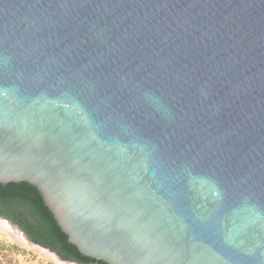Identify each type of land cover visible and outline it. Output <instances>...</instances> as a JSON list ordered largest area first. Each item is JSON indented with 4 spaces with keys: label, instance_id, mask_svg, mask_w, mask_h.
<instances>
[{
    "label": "water",
    "instance_id": "water-1",
    "mask_svg": "<svg viewBox=\"0 0 264 264\" xmlns=\"http://www.w3.org/2000/svg\"><path fill=\"white\" fill-rule=\"evenodd\" d=\"M23 181L107 264H264V0H0Z\"/></svg>",
    "mask_w": 264,
    "mask_h": 264
},
{
    "label": "trees",
    "instance_id": "trees-1",
    "mask_svg": "<svg viewBox=\"0 0 264 264\" xmlns=\"http://www.w3.org/2000/svg\"><path fill=\"white\" fill-rule=\"evenodd\" d=\"M0 217L18 226L33 243L52 251L64 261L107 264L82 254L70 242L41 191L29 182L0 184Z\"/></svg>",
    "mask_w": 264,
    "mask_h": 264
},
{
    "label": "rangeland",
    "instance_id": "rangeland-1",
    "mask_svg": "<svg viewBox=\"0 0 264 264\" xmlns=\"http://www.w3.org/2000/svg\"><path fill=\"white\" fill-rule=\"evenodd\" d=\"M18 234L24 237L16 226L0 217V264H74L60 260L50 250L30 243L25 237L27 244L20 242Z\"/></svg>",
    "mask_w": 264,
    "mask_h": 264
},
{
    "label": "bare ground",
    "instance_id": "bare-ground-1",
    "mask_svg": "<svg viewBox=\"0 0 264 264\" xmlns=\"http://www.w3.org/2000/svg\"><path fill=\"white\" fill-rule=\"evenodd\" d=\"M17 239H18L20 242H22V243H24V244H27L25 238H24L21 234H20V235L18 234ZM30 247H31V246H30ZM32 248H34V247H32Z\"/></svg>",
    "mask_w": 264,
    "mask_h": 264
}]
</instances>
